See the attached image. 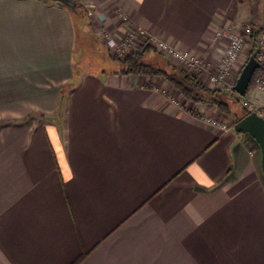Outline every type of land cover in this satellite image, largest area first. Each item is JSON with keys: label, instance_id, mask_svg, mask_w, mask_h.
<instances>
[{"label": "crops", "instance_id": "0c3cea01", "mask_svg": "<svg viewBox=\"0 0 264 264\" xmlns=\"http://www.w3.org/2000/svg\"><path fill=\"white\" fill-rule=\"evenodd\" d=\"M82 3L97 34L140 25L212 64L220 30L264 28V0ZM78 50L68 7L0 0V264H264L258 141L160 77L77 71Z\"/></svg>", "mask_w": 264, "mask_h": 264}, {"label": "built area", "instance_id": "2783aa9c", "mask_svg": "<svg viewBox=\"0 0 264 264\" xmlns=\"http://www.w3.org/2000/svg\"><path fill=\"white\" fill-rule=\"evenodd\" d=\"M123 19H128V16L123 15ZM127 32L126 40L129 44H136L137 42L151 44L164 56L173 61L185 63L190 66L192 71H194L193 73L196 75L205 74V79H207L210 84L218 87V89H233L235 92H237L235 85L238 80L235 77V72L237 71V67H239L241 55L245 46L251 43V49L255 52L254 55L259 61L260 68L254 86L264 91V28L258 30L256 26L248 25L241 30L233 28L226 33L225 30H220L218 34H226L228 42L223 56L216 64H212L206 58L192 53L189 49L178 48L150 34L143 26L136 24L130 25ZM239 96L249 113L264 110V105L254 106L253 104H255V102L248 99L247 95ZM201 118L212 125L221 126L223 128H228L229 126L217 121V119L210 115H202Z\"/></svg>", "mask_w": 264, "mask_h": 264}, {"label": "rangeland", "instance_id": "374dc122", "mask_svg": "<svg viewBox=\"0 0 264 264\" xmlns=\"http://www.w3.org/2000/svg\"><path fill=\"white\" fill-rule=\"evenodd\" d=\"M77 1H78V6H77L78 11L81 13V15H83L85 19V24L83 26V23L81 22L82 26L80 28L81 29L80 34H79L80 37L77 40V49L79 50L76 53V60H77L76 70L79 72H82V70H89L92 72L101 73L103 71H111V70L117 69L119 67V62L118 60L113 59L112 56L114 55L121 59L126 58L130 51L137 49L140 42H137L136 44L135 43L129 44L128 41L126 40V36L128 33L127 31H124L122 34H115V35L114 33L113 34L106 33L104 31L97 34V32L93 28H91V26L89 25L90 23L87 24V18H88L87 7L86 5L82 3L85 0H77ZM82 20L83 18L80 19V21ZM245 26H248V25H245ZM247 47H250V45L245 46V49L243 50L242 55H241L240 63L243 64L242 65L243 67L245 66L247 61L250 59V57L253 55V51H254L252 50V52L250 53L249 48ZM155 52H157L158 55L155 54L154 52H150L149 56H146V60L149 62H152L153 64L159 67H166V66L170 67L171 65H174L187 72H190V73L194 72L192 71V68L188 66L187 64L173 61L172 59L164 56L162 53L156 50ZM257 69H258V72L257 73L255 72L256 76H254V79H252V82L250 85L256 82V78L259 74L260 68L258 67ZM160 78L165 80L162 77ZM200 80H202L203 83L208 88L218 89V87L210 84L208 80L205 79V74L203 75V77L200 78ZM220 91L227 95L226 97L228 101L230 102V105H231V108L234 114L233 116H226L217 107L207 104L211 107L212 106L214 107L213 110L208 115L214 117L215 119H217V121L221 123L234 126V124L236 123L235 117L238 115L244 114L245 109L247 110V108L245 107V105L242 103L241 100L238 101L236 99L235 90L233 89L222 90L221 89ZM260 94H257V95L259 96ZM247 98L250 99L248 96ZM186 102H189V101H185V103ZM253 105L254 106L259 105V103L255 102V104ZM256 112L264 116V110L263 111L259 110ZM260 112H263V113H260Z\"/></svg>", "mask_w": 264, "mask_h": 264}, {"label": "trees", "instance_id": "16d2710c", "mask_svg": "<svg viewBox=\"0 0 264 264\" xmlns=\"http://www.w3.org/2000/svg\"><path fill=\"white\" fill-rule=\"evenodd\" d=\"M69 9L73 13L78 40V38L80 37V28L82 26V23L84 26L85 19L83 15H81V13L78 11V8L77 10H72L71 8ZM81 18H83L82 21H80ZM88 23L90 22L87 18V24ZM256 27L258 30L262 29V27ZM153 51H155V47L153 45L142 42L139 44L137 49L130 51L126 58L121 59L113 55L112 58L118 60L119 62V67L113 72L121 74H143L150 76L151 78L162 77L175 87V89L180 93L185 101H190L196 104H210L217 107L226 116H233L234 112L225 93L221 92L220 89L208 88L196 74L187 72L174 65H171L170 67H159L152 62L147 61V54ZM254 54L255 52L253 51V55ZM257 72L258 69L256 73ZM256 73L254 74V76H256ZM235 97L238 101L240 100V96L237 92L235 94ZM191 111L197 115H200L194 110ZM248 113L249 112L245 109V113L236 116L235 121L237 122Z\"/></svg>", "mask_w": 264, "mask_h": 264}, {"label": "water", "instance_id": "95a60500", "mask_svg": "<svg viewBox=\"0 0 264 264\" xmlns=\"http://www.w3.org/2000/svg\"><path fill=\"white\" fill-rule=\"evenodd\" d=\"M45 2L52 1L59 5L67 6L72 10H77L78 1L77 0H42ZM259 67V61L255 55H252L247 61L245 66L242 68L241 73L238 77L235 89L239 95H246L249 86L252 82L253 76ZM234 130L238 133L248 132L252 135L260 144L262 150V160L264 168V116L260 115L258 112L253 111L242 117L234 124Z\"/></svg>", "mask_w": 264, "mask_h": 264}]
</instances>
